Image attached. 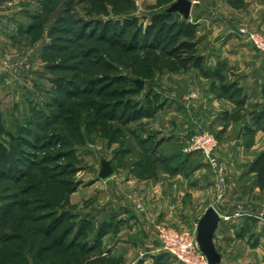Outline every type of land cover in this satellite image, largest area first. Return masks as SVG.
Masks as SVG:
<instances>
[{"label":"rangeland","instance_id":"374dc122","mask_svg":"<svg viewBox=\"0 0 264 264\" xmlns=\"http://www.w3.org/2000/svg\"><path fill=\"white\" fill-rule=\"evenodd\" d=\"M176 1L0 0V152L18 168L0 175V264H184L161 250L157 226L197 237L210 206L224 218L222 263L264 264V184L251 168L264 157V54L240 33L264 36V0H190L201 69L146 47L152 16ZM106 24L127 42L138 31L139 47L103 40ZM201 131L218 141L219 171L185 151Z\"/></svg>","mask_w":264,"mask_h":264},{"label":"trees","instance_id":"16d2710c","mask_svg":"<svg viewBox=\"0 0 264 264\" xmlns=\"http://www.w3.org/2000/svg\"><path fill=\"white\" fill-rule=\"evenodd\" d=\"M227 2L233 6L237 7L244 3V0H227ZM177 13L179 12H170L168 10H165L163 12H158L154 14L150 20L149 25L146 26L144 29L145 32V38L147 40L146 47L150 48H158L161 44L165 47L166 55L171 57L172 59L178 61L181 63V65L185 68L188 66L189 63H193L194 66L197 68L202 67L203 58L200 56H195V54H190L196 47L195 42L192 41L194 32L191 27H189L187 23V19L183 18L182 21L179 20V17L177 16ZM63 19H59V26L63 24ZM137 25V21L135 19H130L125 21L124 27H133ZM58 30L60 28H57ZM102 39L106 40L112 45H119L121 48L125 51H129L131 49L139 47V32L137 31L135 35L133 36L132 40L127 42L123 40L124 31H121L119 29V26H116L114 29L110 26V24H106L105 28L103 30ZM112 31V32H111ZM55 32V30H54ZM64 33H69V29H64ZM86 35V26H83L81 28V34L80 37L83 38ZM184 35L186 37L185 40L179 41V36ZM150 39H152L153 42H150ZM175 43L173 47L170 49H167L168 44ZM205 70L204 66V74L209 76H214L215 78L217 76H220L221 78V72L220 68L217 67L213 72H209ZM73 82H62L57 81L58 90L59 91H68L70 89V86H73ZM106 87V86H105ZM136 90L140 91L141 88L139 86H136ZM222 88H226V85H222ZM94 89V88H92ZM95 90H92L94 92ZM71 96L75 95L70 94ZM137 115L134 118L140 117V115ZM2 128V120H1V113H0V129ZM22 145L24 146H31L32 143L27 139H22ZM30 154H24L22 153L20 158H16L18 163L21 165L28 164V162L31 160L29 157ZM264 157L263 155L260 156L256 161L252 164V171H255L258 174V182L260 184H264ZM18 168L14 165H9V157L8 155L3 151L0 152V175L1 176H8L11 179L16 178L17 174L16 172ZM65 219L64 216L59 218L58 221H63ZM52 230V229H51ZM54 231V230H53ZM67 236H63L59 239H56L54 243L56 245H63L64 241H66Z\"/></svg>","mask_w":264,"mask_h":264},{"label":"built area","instance_id":"2783aa9c","mask_svg":"<svg viewBox=\"0 0 264 264\" xmlns=\"http://www.w3.org/2000/svg\"><path fill=\"white\" fill-rule=\"evenodd\" d=\"M240 33L264 54V36L246 29H241ZM217 145L218 141L212 133L201 131L194 134L185 151L187 153L200 152L219 171V163L215 155ZM157 236L161 250L172 255L180 262L184 264H208V258L201 250L196 234H193L190 230H180L172 226L159 224L157 226Z\"/></svg>","mask_w":264,"mask_h":264},{"label":"water","instance_id":"95a60500","mask_svg":"<svg viewBox=\"0 0 264 264\" xmlns=\"http://www.w3.org/2000/svg\"><path fill=\"white\" fill-rule=\"evenodd\" d=\"M193 2L190 0H177L169 9L170 12H179L184 18L188 19L191 14ZM137 85L142 88L143 81L137 80ZM114 170L109 160H102L99 177L108 178L113 174ZM222 220L220 213L214 206L206 209L205 213L199 219L197 227V241L201 250L208 258V264H220L222 254L217 250L214 242L215 234Z\"/></svg>","mask_w":264,"mask_h":264},{"label":"crops","instance_id":"0c3cea01","mask_svg":"<svg viewBox=\"0 0 264 264\" xmlns=\"http://www.w3.org/2000/svg\"><path fill=\"white\" fill-rule=\"evenodd\" d=\"M204 78H205V77H204ZM162 197H163V199L165 200L164 196H162ZM168 199H169V200H168V201H169L168 207H169L170 204H171V201H172V200H170V193L168 194ZM206 209H207V208H206ZM206 209L204 210V213H205ZM122 212H126V211L123 210ZM221 214H222V213H221ZM221 214H220V215H221ZM259 214H261V212L258 213V214H256L255 217H259ZM136 216L138 217V215H136ZM260 216H261V215H260ZM263 216H264V215H263ZM263 216H262V217H263ZM130 217H132V218L134 219V221H137L135 216H130ZM221 217H222V215H221ZM262 217H260V218H262ZM132 218H131L130 220H132ZM223 221H224V218L222 217V220H221V222H220V224H219V228H218V229H220V227H221V223H222ZM223 223H224V222H223ZM218 229H217V231H218ZM222 261H223V257H222ZM222 261H221V263H222ZM221 263H220V264H221ZM222 264H223V263H222Z\"/></svg>","mask_w":264,"mask_h":264}]
</instances>
